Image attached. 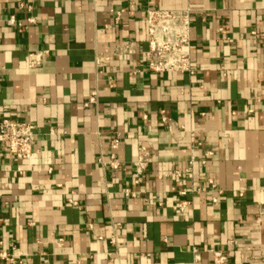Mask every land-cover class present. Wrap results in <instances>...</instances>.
I'll return each mask as SVG.
<instances>
[{"label": "crops", "instance_id": "0c3cea01", "mask_svg": "<svg viewBox=\"0 0 264 264\" xmlns=\"http://www.w3.org/2000/svg\"><path fill=\"white\" fill-rule=\"evenodd\" d=\"M187 7L194 72L149 70L148 9ZM263 38L264 0H0V119L37 135L0 144V264H264Z\"/></svg>", "mask_w": 264, "mask_h": 264}, {"label": "built area", "instance_id": "2783aa9c", "mask_svg": "<svg viewBox=\"0 0 264 264\" xmlns=\"http://www.w3.org/2000/svg\"><path fill=\"white\" fill-rule=\"evenodd\" d=\"M191 12L192 8L186 9H148L146 14L147 19V38L148 52L146 53V62L149 70L154 72H171L177 71L181 73H193L191 62L192 44H191ZM121 12H117L119 16ZM33 19H30L32 22ZM14 24V19L10 20ZM22 27L23 25L20 24ZM251 35L257 36L256 31H252ZM264 47V38L262 40ZM130 51L129 45H120L117 47V53H128ZM43 53L32 54L29 56V65L33 66L40 62ZM97 102V93L92 92L88 101L84 104L86 107ZM164 122H169V119L164 115ZM36 126L33 123L21 121L9 117L0 119V144L4 146L5 150L17 159L30 160L35 154L36 141ZM118 140L112 142V148H117ZM211 154V152H208ZM113 154L109 164L113 168H119L120 162L116 161ZM150 150L147 147H142L139 154L136 156L134 164L137 172L143 174L149 165ZM206 161H203L205 164ZM211 188L216 189L217 184L214 180H208ZM221 193V191H219ZM134 195L130 190L125 191V195ZM184 196L187 190L183 189L179 192ZM74 205H78L75 200L71 201ZM213 202H218V197L213 198ZM187 202L179 203L181 210L185 209ZM197 252V250H195ZM8 260L14 259L8 257L6 253L1 254ZM214 264H227L229 259V252L223 250H213Z\"/></svg>", "mask_w": 264, "mask_h": 264}]
</instances>
